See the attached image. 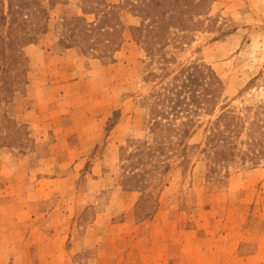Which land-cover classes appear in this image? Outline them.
Returning <instances> with one entry per match:
<instances>
[{
    "label": "rangeland",
    "instance_id": "obj_1",
    "mask_svg": "<svg viewBox=\"0 0 264 264\" xmlns=\"http://www.w3.org/2000/svg\"><path fill=\"white\" fill-rule=\"evenodd\" d=\"M155 2V13L173 8L170 0ZM40 3L46 30L23 48L26 75L18 74L0 107V264H264L263 159L210 172L198 149L185 172L152 170L143 189L146 210L155 213L144 220L135 214L139 193L125 189L140 185L122 182L121 161L128 140L158 145L166 136L150 129L148 94L159 79L149 74L202 63L221 79L231 106L264 103V0H180L177 7H195L198 30L169 29V43L152 59L128 28L141 21L130 10L149 15L150 0ZM78 6L117 7L113 22L125 26L118 50L102 41L103 21L90 33L77 27ZM77 44L86 56L78 66L75 55L68 63L59 51ZM41 50L57 55L55 70ZM82 78L89 83L63 86ZM203 139L201 128L188 143Z\"/></svg>",
    "mask_w": 264,
    "mask_h": 264
},
{
    "label": "trees",
    "instance_id": "obj_2",
    "mask_svg": "<svg viewBox=\"0 0 264 264\" xmlns=\"http://www.w3.org/2000/svg\"><path fill=\"white\" fill-rule=\"evenodd\" d=\"M14 2L0 0V107L3 103L7 104L16 91L18 74L26 75V66H21L22 59H27L23 48L32 43L40 31L46 30L41 21L48 17L40 0ZM178 4L180 0H170L173 8L155 13L158 4L150 0L147 6L149 15L145 16L129 9L141 19L140 25L128 27L132 39L145 47L151 59L169 43V29L175 28L178 32L198 30L195 26L200 23L193 21L194 16L190 13L195 7H177ZM5 5L7 9L4 11ZM29 6L35 7L38 14L27 10ZM81 9L85 14H94L95 21L87 23L84 18H78L77 27L82 32L90 33L97 27L98 21H103L106 25L100 28L104 32L102 41H106L108 50H118L125 26L120 21L113 22L117 7L110 6L107 11L101 12L84 6ZM208 12L209 6L204 14ZM87 36L89 39L90 35ZM95 47L96 42H93L89 48L96 50ZM160 59L162 57L156 60ZM26 62L29 64L28 59ZM148 76L151 80L159 79L148 94L150 129H161L166 136L158 145L131 139L127 146L121 147V161L123 165L125 163L122 182L140 185L125 188L139 193L135 209L138 220L151 218L155 213L151 206L146 210L149 194L143 189L153 178L152 170L166 172L172 166H179L185 172L193 150L200 149L199 153L206 156L210 172H215L219 166L226 171L228 164L235 161L242 166H255L264 160L262 101L245 104L240 109L231 106L224 97L221 79L210 66L202 63L181 64L172 74L160 72ZM169 76L172 77L171 82L164 84ZM252 83L253 80L250 81ZM201 128L204 137L202 144H189L188 140ZM129 148H132L131 151Z\"/></svg>",
    "mask_w": 264,
    "mask_h": 264
},
{
    "label": "crops",
    "instance_id": "obj_3",
    "mask_svg": "<svg viewBox=\"0 0 264 264\" xmlns=\"http://www.w3.org/2000/svg\"><path fill=\"white\" fill-rule=\"evenodd\" d=\"M74 15V14H73ZM76 16H77V19L78 18H84L85 20H86V22L87 23H91L93 20H88L87 19V17H89V16H92V14H85V13H83V11H82V9H81V7H77V14H76ZM74 17V16H73ZM94 19V18H93ZM74 49V48H73ZM25 51H27V50H24V53H25ZM60 51V53H62L63 54V56H65V58H64V60H66L68 63H72L74 60H71V58H70V60L68 61V59H69V57H71V56H69V55H71V54H73V55H75V57H76V59H75V63H77V66L78 65H80L81 63H82V61H84V59H85V55H84V53H83V50L81 49V47L79 46V45H77V50H59ZM27 53V52H26ZM40 56L45 60V64H47V68L49 69V70H55L56 69V67H57V63L59 62V60H58V57H57V55H55V53H54V51L53 50H50L49 52L47 51V50H41L40 51ZM53 65V66H52ZM52 66V67H51ZM68 69V68H67ZM77 69H79L78 67H77ZM58 81V80H57ZM89 81H90V79H84V78H82V79H77V80H75L74 82H71V81H69L68 82V79H65L64 80V87H70V85L71 84H73V86H75V87H77V85H87L88 83H89ZM77 92H79V91H73V93L75 94H77ZM69 92H67V94H68ZM80 93V92H79ZM70 95V94H69ZM73 96V95H72ZM70 97V96H69ZM81 97H85V95L84 94H81ZM71 98V97H70ZM72 99H78V98H75V97H72ZM12 234V233H11Z\"/></svg>",
    "mask_w": 264,
    "mask_h": 264
}]
</instances>
